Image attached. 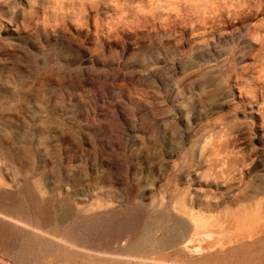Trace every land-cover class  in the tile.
<instances>
[{
	"label": "rangeland",
	"instance_id": "rangeland-1",
	"mask_svg": "<svg viewBox=\"0 0 264 264\" xmlns=\"http://www.w3.org/2000/svg\"><path fill=\"white\" fill-rule=\"evenodd\" d=\"M0 179L66 239L0 222V264H95L71 235L127 217L123 264H264V0H0Z\"/></svg>",
	"mask_w": 264,
	"mask_h": 264
},
{
	"label": "bare ground",
	"instance_id": "bare-ground-1",
	"mask_svg": "<svg viewBox=\"0 0 264 264\" xmlns=\"http://www.w3.org/2000/svg\"><path fill=\"white\" fill-rule=\"evenodd\" d=\"M7 32L14 35L15 30L12 28H8ZM3 191H4V184H2V181L0 179V222L8 223V226L13 231L18 230V231L32 233L34 239L36 240L52 238L54 242H57L59 244L65 242L66 239L65 238L63 239L60 237L61 235L59 232L60 230L59 227L57 228L51 227L52 222L49 220V216L47 215V212L49 209V206L47 204H45L44 206L33 204V207H25L21 203L13 201L14 199L4 200ZM179 213L183 216L189 217L190 219L194 220V222L201 219L199 216L195 215L194 210H191L189 208L184 209L183 212L182 210H180ZM132 221L133 220L131 218L127 217L123 221L112 223L111 227L117 228L116 233L113 234V236L104 245L103 244L96 245L95 243H92L90 241L87 243H84L83 241H81V238H78L72 235L69 238L70 239L69 242L72 244V247L74 249L76 250L78 249L76 253L78 254L83 253L85 254V256L87 255V256L92 257L95 264H123V262L119 261L116 258L115 255L117 253H111V252L116 245H118L122 240H124V238H126V237L122 238L123 234L121 232L122 230L128 228ZM157 224L154 223L152 224V226L148 227L145 235L142 237V240L139 241V244L133 245L132 243L133 238L131 239L129 238L128 240L129 246L127 250L129 252H133L135 250L141 249L144 246V244L147 243L148 239L153 238L155 236L156 233L154 230L156 229L155 226ZM178 226L179 224L177 223L175 226H172L164 230L163 234L160 237H157L156 242H157L158 247L166 246V247L171 248L181 243L179 242V240L183 239L185 235L183 233H180ZM174 231H177V232L174 233ZM178 233H180V235ZM101 234H102V231H100V233L97 236L99 237L101 236ZM97 239L100 240L101 237ZM132 256L134 259L142 258V261H147L148 259V255L146 254L143 255V251H139L133 254Z\"/></svg>",
	"mask_w": 264,
	"mask_h": 264
}]
</instances>
